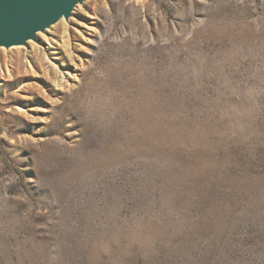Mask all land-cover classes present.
I'll list each match as a JSON object with an SVG mask.
<instances>
[{"label": "rangeland", "instance_id": "1", "mask_svg": "<svg viewBox=\"0 0 264 264\" xmlns=\"http://www.w3.org/2000/svg\"><path fill=\"white\" fill-rule=\"evenodd\" d=\"M85 3L0 48V264H264V0Z\"/></svg>", "mask_w": 264, "mask_h": 264}, {"label": "water", "instance_id": "2", "mask_svg": "<svg viewBox=\"0 0 264 264\" xmlns=\"http://www.w3.org/2000/svg\"><path fill=\"white\" fill-rule=\"evenodd\" d=\"M84 0H0V48L26 46L61 19L69 20Z\"/></svg>", "mask_w": 264, "mask_h": 264}, {"label": "bare ground", "instance_id": "3", "mask_svg": "<svg viewBox=\"0 0 264 264\" xmlns=\"http://www.w3.org/2000/svg\"><path fill=\"white\" fill-rule=\"evenodd\" d=\"M95 0H85L84 2H86L85 4H87L88 2H94ZM84 2L81 4V5H78V6H76V8L74 9L75 10V15H76V17H80L81 16V12L83 11V9L81 8L82 6H84L83 4H84ZM62 20H64V19H61L59 22V25H57L56 27H54L53 28V30H54V32H59V31H65V25L63 24V22H62ZM62 32V33H63ZM29 43V42H28ZM29 48H30V54H31V59H33V58H38L40 61H42L43 60V64H44V61H46V62H48L47 60H49V58H50V55H54V54H52V53H49V46H48V48L47 49H40V48H37V47H35L34 45H32V44H29ZM13 55H14V57H15V64L12 66V69H9L7 66H6V71H8V72H10V75L12 74H14L15 72H17V73H19V71H18V67L20 66V65H22V63H23V61H21V56H22V54L18 51V49H13V51L11 52ZM66 55V54H65ZM70 57V55H68V57L67 58H69ZM27 59V58H26ZM37 59V60H38ZM62 60H63V63H65L64 61H65V56H63L62 57ZM69 61V60H68ZM67 61V62H68ZM37 63V62H36ZM25 64H26V62H25ZM38 64V63H37ZM39 64H41V62L39 63ZM46 64V63H45ZM66 64V63H65ZM49 65V64H48ZM11 66V65H10ZM37 66V65H36ZM50 67H49V69L47 68V71H48V73L50 74V75H54V72H53V70H52V67H51V65H49ZM63 66V68H62V70H61V72H59V75L60 74H62L63 75V71H64V69L66 68H64V66L65 65H62ZM38 67V66H37ZM42 68V67H41ZM43 70V69H42ZM41 70V71H42ZM7 72V73H8ZM33 73V72H32ZM44 73V72H43ZM42 73V74H43ZM56 73V72H55ZM25 74H28V76H29V70H26L25 71ZM33 75H34V73H33ZM40 75V74H39ZM48 75V74H47ZM23 76V75H22ZM26 76V75H25ZM35 76V75H34ZM37 76V75H36ZM32 77V76H31ZM42 77H43V75H42ZM57 77V76H56ZM33 79V78H32ZM55 79V78H54ZM27 80V79H26ZM31 81V80H30ZM28 85V84H27ZM27 85H25V86H27ZM29 86V85H28ZM27 86V87H28ZM23 87H24V85H23ZM30 87V86H29ZM21 91V90H20ZM22 92H26V88L24 89L23 88V90H22Z\"/></svg>", "mask_w": 264, "mask_h": 264}, {"label": "snow or ice", "instance_id": "4", "mask_svg": "<svg viewBox=\"0 0 264 264\" xmlns=\"http://www.w3.org/2000/svg\"><path fill=\"white\" fill-rule=\"evenodd\" d=\"M43 36V34H41V37ZM5 139H7L6 137H5ZM29 139H31V137H29ZM34 142V141H33ZM11 143L13 144V145H15L16 143H17V141L16 140H12L11 141ZM21 143H23V142H21Z\"/></svg>", "mask_w": 264, "mask_h": 264}]
</instances>
